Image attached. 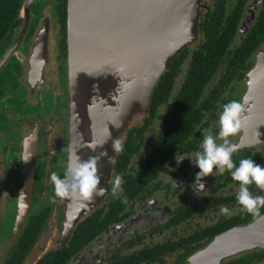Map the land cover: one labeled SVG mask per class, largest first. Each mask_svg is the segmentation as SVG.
<instances>
[{
  "label": "flooded vegetation",
  "instance_id": "af4514ba",
  "mask_svg": "<svg viewBox=\"0 0 264 264\" xmlns=\"http://www.w3.org/2000/svg\"><path fill=\"white\" fill-rule=\"evenodd\" d=\"M25 3L0 41V178L14 202L34 154L36 214L27 238L25 233L11 248L5 264L10 259L13 264H190L222 233L264 216V208L259 216L242 210L236 199L239 183L227 170L221 175L214 168V175L203 178L204 190L193 187L200 171L193 160L202 151L203 132L218 137L219 114L231 100L242 103L247 117L241 131L229 138L238 145L233 161L239 166L247 158L264 166V139L256 135L260 128L251 127L253 104L246 103L250 75L264 62L259 36L264 32V0H202L200 35L163 74L149 109L129 123L104 201L77 225L64 247L47 250L50 240L40 239V233L49 231L54 211L61 215L53 228H62L67 201L57 197L50 202L54 188L49 176L55 171L63 178L72 149L68 0L67 6L64 0H34L27 19L21 18ZM45 26L48 55L37 75L41 61L35 59L36 42ZM251 37L259 44L250 54ZM251 130L255 136L248 138ZM177 158L182 159L179 164ZM117 175L123 176L122 190L114 195ZM250 191L264 195L254 184ZM222 206L228 207V215L220 212ZM220 264H264V245L229 255Z\"/></svg>",
  "mask_w": 264,
  "mask_h": 264
},
{
  "label": "water",
  "instance_id": "95a60500",
  "mask_svg": "<svg viewBox=\"0 0 264 264\" xmlns=\"http://www.w3.org/2000/svg\"><path fill=\"white\" fill-rule=\"evenodd\" d=\"M26 0L28 17L31 3ZM202 0H68L67 77L71 106V153L83 159L97 156L98 174L104 195L90 201L67 198L62 228L55 226L54 211L49 233L43 230L40 239H49L47 250L64 247L77 225L102 204L109 192V179L117 151L113 140L122 141L130 121L150 107L153 94L163 74L183 49L198 39ZM48 26L36 42V71L39 75L46 61ZM34 59V60H35ZM264 62L250 75L246 103L252 102L251 127L260 128L264 139ZM39 68V71H38ZM257 129V128H256ZM249 131L248 138L255 136ZM257 134V133H256ZM93 145L95 151L87 147ZM109 158L111 163H109ZM35 156L26 164L27 181L6 198L4 210L13 215L11 234L0 242V264L6 260L8 248L23 235L32 214L33 170ZM11 194L0 178V192ZM0 193V198L2 197ZM2 206H0V210ZM16 213L14 214V212ZM7 243V250L3 244ZM264 245V216L246 226L222 233L208 247L194 255L190 264H220L229 255ZM4 250V251H3Z\"/></svg>",
  "mask_w": 264,
  "mask_h": 264
},
{
  "label": "clouds",
  "instance_id": "9594fccd",
  "mask_svg": "<svg viewBox=\"0 0 264 264\" xmlns=\"http://www.w3.org/2000/svg\"><path fill=\"white\" fill-rule=\"evenodd\" d=\"M244 107L241 102L231 100L223 105V110L219 114V133L218 137L209 134L207 130L203 132V138L200 143L202 151L195 154L193 160L194 166L200 171L196 173L193 187L199 191L204 190L205 184L203 178L214 175V168L223 175L227 170L230 172L234 181L239 183L236 192V199L241 205L242 210L253 216H259L261 209L264 208V195H253L250 186L255 185L264 191V166L256 164L253 159H241L239 166L233 161V154L237 152L238 145L231 143L229 138L235 136L245 126L247 117L242 116ZM260 137V132H257ZM217 139L223 141L217 143ZM95 151L93 145H87ZM112 147L115 151H122V144L119 138L113 140ZM97 156H89L83 159L81 155L73 152L69 156L67 168L63 178L53 171L49 176V183L54 188V195L49 197L51 203L56 202V198L79 199L90 201L93 196L104 195V188L101 185V176L98 174ZM182 159L177 158L179 164ZM109 163L111 159L109 158ZM123 176L117 175L112 183V192L117 194L122 190ZM126 197L124 202H126ZM224 215L229 214L226 206L220 208Z\"/></svg>",
  "mask_w": 264,
  "mask_h": 264
},
{
  "label": "trees",
  "instance_id": "16d2710c",
  "mask_svg": "<svg viewBox=\"0 0 264 264\" xmlns=\"http://www.w3.org/2000/svg\"><path fill=\"white\" fill-rule=\"evenodd\" d=\"M22 1L23 0H0V9H1L0 10L1 11V13H0V41H1L2 37L4 36V34L8 31L9 27L11 26V24L13 23L15 18L17 17L18 10H19V8L21 6ZM64 3H66V6H67V0H64ZM59 9H60L61 12L65 13V14L67 13L66 12V8L59 7ZM66 19H67V17L65 18V21H66ZM259 36H260L261 40H264V32L262 34H260ZM251 38H252L251 39L252 41H251V44H250L251 45L250 46V52H249L250 54L252 52H254L258 48V44H259V40L257 38H254V37H251ZM217 48H218L217 46H214V50H217ZM156 88H157V86H156ZM156 88H155V91H156ZM155 91H154L153 97L155 95ZM151 103H152V101H151ZM35 214L36 213H33V214L30 215V218H29V221H28V223L26 225L25 231L23 232V235L17 241V243L22 239V237L25 235V233H27V234L24 236L25 238L24 237L23 238H24V240L27 238L28 231H29V229L27 231V228L29 227V225L31 223V216L35 215ZM81 223L82 222H80L78 224L79 227H81V225H82ZM21 245H22V243L20 242L18 244L19 248L21 247ZM13 257H14V255L12 256V258ZM10 260H9V264H13V262L12 261L10 262ZM3 264H5V262Z\"/></svg>",
  "mask_w": 264,
  "mask_h": 264
},
{
  "label": "rangeland",
  "instance_id": "374dc122",
  "mask_svg": "<svg viewBox=\"0 0 264 264\" xmlns=\"http://www.w3.org/2000/svg\"><path fill=\"white\" fill-rule=\"evenodd\" d=\"M138 115V114H136ZM135 115V116H136ZM134 119V118H133ZM132 119V120H133ZM131 122V121H130ZM1 193V192H0ZM2 197L0 198V206H2V209L0 210V242L5 241V237L6 235L11 234V228L13 226V215H9L8 211H5L3 208L5 206V202H6V198L10 197V194L8 195L6 191H4L3 193H1ZM13 200V199H12ZM12 203H14L12 201ZM16 213V211L14 212V214ZM3 247H7V243L3 244ZM13 247V246H12ZM11 247V248H12ZM11 248H8V250ZM7 250V248H6ZM4 251V250H3ZM9 251H7V255L6 258L8 256Z\"/></svg>",
  "mask_w": 264,
  "mask_h": 264
}]
</instances>
